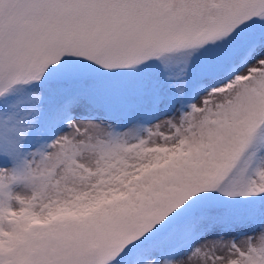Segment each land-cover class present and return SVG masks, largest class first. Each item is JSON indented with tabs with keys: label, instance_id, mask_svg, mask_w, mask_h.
<instances>
[{
	"label": "snow or ice",
	"instance_id": "1",
	"mask_svg": "<svg viewBox=\"0 0 264 264\" xmlns=\"http://www.w3.org/2000/svg\"><path fill=\"white\" fill-rule=\"evenodd\" d=\"M0 264H264V0H0Z\"/></svg>",
	"mask_w": 264,
	"mask_h": 264
}]
</instances>
